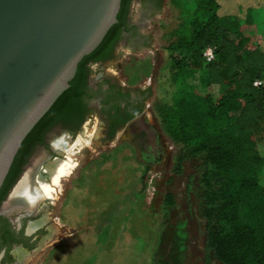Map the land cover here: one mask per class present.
<instances>
[{"label": "rangeland", "instance_id": "374dc122", "mask_svg": "<svg viewBox=\"0 0 264 264\" xmlns=\"http://www.w3.org/2000/svg\"><path fill=\"white\" fill-rule=\"evenodd\" d=\"M146 3L145 0L133 1L131 19L135 24L140 22L141 33L148 37L149 46L132 49L128 39L121 40L115 46L111 60L89 65L93 80L103 74L110 82L128 90L145 91L149 96L147 105L150 107L146 105L145 118L138 124L159 136L157 142H153L154 146H150L151 160L148 158L142 167L144 193L120 227L100 228L90 226L84 220V210L75 203V198L85 194L77 185L79 177L83 179L84 173L97 160L114 158L118 149L132 147L137 151L134 139L128 138L127 131L126 138L122 137V131L105 139L104 115L101 109L93 107L84 125L69 138L72 144L70 156L76 163L73 171L62 179L54 197L45 200L52 219L50 240L37 254L28 256L26 264H221L211 257L206 243L201 182L208 167L206 154L188 158L180 171L176 170L181 148L164 136L154 105L157 102L171 104L183 85L215 99L221 96L222 87L209 81L204 66L194 69L189 59H184L186 68L182 72L174 69V52L168 47L173 39L171 33L181 22L180 8L171 0H163L161 11L149 17L141 9L146 8ZM183 3L187 9H193L194 0H183ZM238 18L234 20L232 36L246 38L253 46L264 44V9L254 10L251 23ZM134 126L138 125L130 123V131L132 128L136 133L138 129ZM83 128L88 139L85 137L83 143L75 145ZM61 132H53L50 140L65 135ZM98 135L99 139H96ZM144 149L147 150L146 146ZM168 194L173 197L171 206L167 204Z\"/></svg>", "mask_w": 264, "mask_h": 264}, {"label": "trees", "instance_id": "16d2710c", "mask_svg": "<svg viewBox=\"0 0 264 264\" xmlns=\"http://www.w3.org/2000/svg\"><path fill=\"white\" fill-rule=\"evenodd\" d=\"M133 1L122 0L119 22L80 63L71 87L28 135L18 157L52 128L64 126L77 133L87 121L88 66L113 58ZM171 1L182 14L168 47L174 52V69L182 72L184 59L196 70L204 66L222 94L215 99L183 85L171 104L155 103L154 112L164 136L181 148L176 170L188 158L206 154L208 167L201 182L211 257L221 264H264V185L258 174L263 160L257 153L258 142L264 140V89L254 85L264 77V44L253 46L232 36L234 20L251 23L254 10L264 9V0H194L193 9L183 6V0ZM208 47L214 48L211 62L204 57ZM173 203L168 194L167 204Z\"/></svg>", "mask_w": 264, "mask_h": 264}, {"label": "water", "instance_id": "95a60500", "mask_svg": "<svg viewBox=\"0 0 264 264\" xmlns=\"http://www.w3.org/2000/svg\"><path fill=\"white\" fill-rule=\"evenodd\" d=\"M121 8L122 0H0V191L24 141Z\"/></svg>", "mask_w": 264, "mask_h": 264}, {"label": "flooded vegetation", "instance_id": "af4514ba", "mask_svg": "<svg viewBox=\"0 0 264 264\" xmlns=\"http://www.w3.org/2000/svg\"><path fill=\"white\" fill-rule=\"evenodd\" d=\"M162 4L163 0H148L145 4L146 8H144V15L153 17L156 13L161 11ZM131 12L127 16L126 25L123 26L120 39H128V43L132 49L140 50L149 46V40L148 37L142 35L140 27L134 23L132 24L130 19ZM126 27L137 28L128 31ZM108 52V50L105 51V53ZM96 63L100 64L101 62H95V64ZM84 91L90 95L89 99H87L89 110L93 107L98 110L101 109L100 111H102L104 115L105 129L103 134L105 139H109L122 131L126 132L127 129L130 128V123H132L138 125L136 127L138 132L135 134L134 141L138 140L140 144L145 147L143 144V136L147 135L148 132L142 125H139L138 122L145 118L143 116L146 111L144 108L149 99L147 92L141 90H128L115 82L104 79L103 74H99V77L93 80L90 71ZM147 106L150 107V105ZM62 127L58 126L52 128L46 133L43 139L37 140L35 144L32 142L27 146L24 152H21L19 157L17 156L18 158L15 159L9 175L0 191V264H25V258H28L27 256L30 257L37 254L40 249L44 247L46 242L50 240L49 224L52 222V219L50 218L46 223H40L44 215L49 213V206L46 202H41L35 211L23 212V210H15L12 213H6L3 212V207L25 172L33 165L36 159L28 166L30 164L29 162L38 152H40L38 157L44 152H49L51 159L56 158V154L50 150L52 146L50 135L57 130L62 131L61 133L63 134H68V136H72L73 134L71 131L67 130L68 128ZM41 176L44 180L48 178V175L43 171H41ZM47 183H49V181ZM49 215L51 216L50 213ZM35 223H40L41 225L38 224L35 229L30 231L31 225ZM41 246L43 247L41 248ZM19 252L27 254V256L23 258L24 260L22 259L23 261L20 259Z\"/></svg>", "mask_w": 264, "mask_h": 264}, {"label": "crops", "instance_id": "0c3cea01", "mask_svg": "<svg viewBox=\"0 0 264 264\" xmlns=\"http://www.w3.org/2000/svg\"><path fill=\"white\" fill-rule=\"evenodd\" d=\"M141 9L144 12L142 7ZM135 25L140 27V29L142 28L140 22H136ZM134 127L136 128L137 126ZM143 128L148 132L147 135L143 136L145 139L143 144L146 146V151H144L143 145L138 140L134 141L133 145H135L134 148L137 151H134L132 147L118 149L114 158L107 161L97 160L84 173V178L79 177L77 180V185L82 187L81 189L85 194L82 197L75 198V203L79 204L84 210V220L87 224L89 223L88 225L100 228L108 226L113 228L120 227L124 218L128 217L130 212L136 207V201L139 196L144 193L145 181L142 167L148 161V158L151 160L149 150L154 146L152 145L153 142H157V136L159 135H153L154 132L150 129L144 126ZM127 132L128 138L133 140L138 131L134 133L133 129L131 128L130 131L129 128ZM127 132H124L122 137L126 138L127 135L124 134ZM61 137L63 135L52 140L50 150L56 155H64L65 158L63 159H67L69 152L71 154L72 151V144L69 142V138L72 136H68L65 140L69 142L68 147L65 146L66 144L62 145L63 147L55 146L53 144L54 141ZM257 153L263 160L258 174L264 185V140L258 142ZM55 159H58V157Z\"/></svg>", "mask_w": 264, "mask_h": 264}, {"label": "bare ground", "instance_id": "6f19581e", "mask_svg": "<svg viewBox=\"0 0 264 264\" xmlns=\"http://www.w3.org/2000/svg\"><path fill=\"white\" fill-rule=\"evenodd\" d=\"M85 128L82 129L81 134L77 137V141L75 142V145L79 143H83L86 140L85 137L87 138V131ZM66 138H68V134L63 135V137L61 138H57L53 144H55V146L57 147H63L62 145L66 144L65 146L68 147L69 142L65 141ZM96 139H99V135ZM71 154L69 152L68 154L69 156L67 157V159H63V158L51 159L50 153L44 152L38 158H36L33 165H31V167L28 168V170L23 175L22 179L16 186L14 192L5 202L3 207L4 209L3 212L12 213L15 210L18 211L23 210V212L35 211L36 208L39 207V204L41 202H45V200L49 198L52 199L55 193L61 187L62 179L64 178V176L65 175L68 176L75 167L76 163L74 158L70 156ZM41 171H43L48 175L47 180L50 181L49 183H47L48 181L42 179ZM49 220H50V215L49 213H46L44 217L41 219L40 223L43 224L48 222ZM40 223L32 224L30 227V231L35 229L36 226ZM42 247L43 246H41V248ZM19 256L20 259L22 260L25 256H27V254L23 252H19ZM25 259H26L25 261H27L29 258H25Z\"/></svg>", "mask_w": 264, "mask_h": 264}, {"label": "built area", "instance_id": "2783aa9c", "mask_svg": "<svg viewBox=\"0 0 264 264\" xmlns=\"http://www.w3.org/2000/svg\"><path fill=\"white\" fill-rule=\"evenodd\" d=\"M204 57L207 62H211L215 59V54H214V48L213 47H208L205 52H204ZM254 85L259 88L264 89V77L262 79L257 80Z\"/></svg>", "mask_w": 264, "mask_h": 264}]
</instances>
